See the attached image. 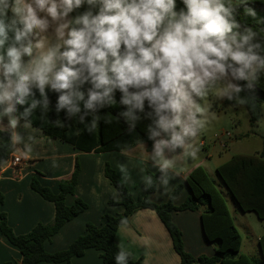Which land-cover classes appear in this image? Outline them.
Returning <instances> with one entry per match:
<instances>
[{"label":"clouds","instance_id":"obj_1","mask_svg":"<svg viewBox=\"0 0 264 264\" xmlns=\"http://www.w3.org/2000/svg\"><path fill=\"white\" fill-rule=\"evenodd\" d=\"M262 32L254 0H0V134L30 153L34 137L20 129L33 128L37 110L92 132L118 104L129 133L148 121L140 159L166 190L174 170L198 158L210 122L203 101L244 104L241 93L264 76ZM119 170L129 179L126 165ZM130 256L120 245L115 264Z\"/></svg>","mask_w":264,"mask_h":264},{"label":"trees","instance_id":"obj_2","mask_svg":"<svg viewBox=\"0 0 264 264\" xmlns=\"http://www.w3.org/2000/svg\"><path fill=\"white\" fill-rule=\"evenodd\" d=\"M254 7L258 16H264V0H254ZM237 18L242 23L252 26L254 30L260 31L257 27L258 20L253 21L244 17L242 13ZM261 36L264 37V32ZM241 95L245 97L244 104L235 101H224L223 103L234 107L243 106L248 112L250 126H254L262 115L264 76L257 82L253 91L241 93ZM50 99L54 103L55 95L50 94ZM119 110L121 106L118 104L103 110L100 123L92 132L85 131V126L79 124L75 118L67 120L63 112L59 114L49 112L47 116H40L37 110L32 118L33 127L40 130L45 137L57 139L84 153L129 151L141 145L140 139L145 141L146 147L150 150L151 141L146 140L148 121L138 122L136 131L129 133L126 126L116 118L115 113ZM11 149L12 145L7 134H0V151L10 153ZM78 173L79 164L76 161L70 178L59 182V192L56 194L40 185L36 178H32L31 189L53 204L54 218L47 224L38 223L31 231L22 235L14 234L8 225L6 215L1 211L4 196L0 192V233L21 254L19 262L6 261L4 264L70 263L72 258L83 256L87 249L98 251L103 264H115L114 257L119 250V246L114 241L116 231L121 226L122 220L126 219L128 222L137 211L142 209H149L157 215L170 236L172 247L179 256L180 264H254L252 260L240 253V234L219 192L214 189L204 169L200 166L192 170L185 178L184 185L188 188L189 195L182 204L176 206L173 200L183 184L175 187L166 202L157 204L148 198L156 189L155 178L148 173L153 177V185L147 187L144 196L133 198L116 172L106 163L104 175L120 197L118 203L113 201L108 203L122 206L123 212L118 216L105 214L104 224L101 227L86 223L84 233L74 239L66 249L55 253L46 252L44 242L54 236L66 222L74 219L88 207L80 199H75L69 206L65 203L66 197L73 196L75 193ZM215 174L241 212L253 213L259 220H264V148L253 155H232L226 162L216 167ZM185 210H200L204 236L214 245L213 256L195 258L184 250L181 232L172 222L171 213ZM258 247L260 263L264 264V235L258 239ZM129 264H139V262L130 256Z\"/></svg>","mask_w":264,"mask_h":264},{"label":"crops","instance_id":"obj_3","mask_svg":"<svg viewBox=\"0 0 264 264\" xmlns=\"http://www.w3.org/2000/svg\"><path fill=\"white\" fill-rule=\"evenodd\" d=\"M20 131L24 134L26 141L29 135L34 137L31 141L32 151L21 154V146H12L10 153L0 151V192L4 196L1 211L5 213L7 223L14 234H26L38 223L47 224L54 218L53 204L31 189L32 178H36L40 185L56 194L59 192V182L70 178L75 162L79 164L75 193L73 196H67L65 203L69 206L75 199H80L88 207L74 219L66 222L54 236L44 242V250L48 253L66 249L74 239L84 233L86 223L101 227L104 224L105 214L118 216L123 212L122 206L108 203L109 201L118 203L120 197L104 175L106 163L116 172L133 198L146 194L147 187L143 183V177L148 171L153 172L156 181L157 171L144 165L140 159L145 151L144 148H142V153H137L136 148L142 147L140 145L129 151L84 153L57 139L45 137L40 130L34 127L20 129ZM13 158H19L23 163L12 166ZM211 160L212 154L206 157L198 153L196 160L190 161L188 165L187 163L181 164L174 170L166 190L158 187L156 181V189L148 198L157 204L164 203L169 199L175 187L183 184L173 200L176 206L182 204L189 195V190L184 185L185 178L198 166L204 169L206 161ZM121 164L128 168L129 179L127 180L123 178L119 170ZM200 214V210L174 211L171 213V219L181 232L182 244L188 254L195 258L211 257L214 255V245L204 236ZM261 236L256 237L257 242ZM114 241L118 246L124 245L139 264H180L179 256L172 247L167 230L157 215L149 209L137 211L126 226H120L116 231ZM240 253L243 254L241 248ZM258 257L260 259V253ZM20 260L19 250L0 233V264ZM38 264L55 263L41 262ZM56 264L103 263L98 251L87 249L83 256L72 258L70 263Z\"/></svg>","mask_w":264,"mask_h":264},{"label":"rangeland","instance_id":"obj_4","mask_svg":"<svg viewBox=\"0 0 264 264\" xmlns=\"http://www.w3.org/2000/svg\"><path fill=\"white\" fill-rule=\"evenodd\" d=\"M223 102L216 98L215 94L203 101L209 108L210 122L197 139L199 153L206 157L208 154H212V160L206 161L204 171L214 189L219 192L232 222L240 234L241 251L254 264H261L256 237L264 235V220H259L253 213H243L238 209L217 178L214 167L226 162L234 154L253 155L263 150L264 105L261 106L262 115L258 122L254 126H250L248 112L243 106L234 107L225 105ZM225 132L230 136H226ZM215 137L217 138L215 139ZM201 141L206 142L204 146L199 144ZM220 143H224L225 147L222 148ZM142 148H136L138 154L143 152ZM188 163L191 162H187V165ZM148 173L154 176L153 172L148 171L147 175Z\"/></svg>","mask_w":264,"mask_h":264},{"label":"built area","instance_id":"obj_5","mask_svg":"<svg viewBox=\"0 0 264 264\" xmlns=\"http://www.w3.org/2000/svg\"><path fill=\"white\" fill-rule=\"evenodd\" d=\"M224 134H225L226 136H228V137L230 136L229 133H227V132H225ZM216 138H217V137H215V139H216ZM205 143H206L205 141H201V142H200V145H201V146H204ZM220 146H221L222 148H224V147H225V144H224V143H220ZM22 163H23V161H22L21 159H19V158H13V160H12V166H14V167H15V166H18V165H21Z\"/></svg>","mask_w":264,"mask_h":264}]
</instances>
